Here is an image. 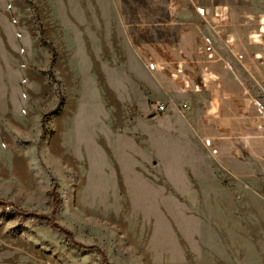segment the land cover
<instances>
[{
    "label": "rangeland",
    "instance_id": "1",
    "mask_svg": "<svg viewBox=\"0 0 264 264\" xmlns=\"http://www.w3.org/2000/svg\"><path fill=\"white\" fill-rule=\"evenodd\" d=\"M0 199V264H264V0H0Z\"/></svg>",
    "mask_w": 264,
    "mask_h": 264
},
{
    "label": "trees",
    "instance_id": "2",
    "mask_svg": "<svg viewBox=\"0 0 264 264\" xmlns=\"http://www.w3.org/2000/svg\"><path fill=\"white\" fill-rule=\"evenodd\" d=\"M49 194H50V196H51V201H52V202H54V201H56V200L58 199V194H57V192H56L54 189L50 190ZM0 204H1V205H4V206L9 205L7 202H5V201H3V200H1V199H0ZM18 211H19V213H20L21 215H23V216H24V215H37L35 212H25V211H23V210H21V209H18ZM52 224H53V226L56 227L58 230H60L61 232L65 233V234L68 236V238H69V239H70L75 245H81V246H83L81 243H79L78 241H76V240L74 239L73 234H72V232H71L70 230H68V229H66L65 227L59 225V224L56 223L54 220H52ZM106 262H107V261H106Z\"/></svg>",
    "mask_w": 264,
    "mask_h": 264
},
{
    "label": "crops",
    "instance_id": "3",
    "mask_svg": "<svg viewBox=\"0 0 264 264\" xmlns=\"http://www.w3.org/2000/svg\"><path fill=\"white\" fill-rule=\"evenodd\" d=\"M225 96H226L227 98H230V90L227 91V93L225 94Z\"/></svg>",
    "mask_w": 264,
    "mask_h": 264
},
{
    "label": "built area",
    "instance_id": "4",
    "mask_svg": "<svg viewBox=\"0 0 264 264\" xmlns=\"http://www.w3.org/2000/svg\"><path fill=\"white\" fill-rule=\"evenodd\" d=\"M160 107V111H164L165 110V106L162 105V106H159Z\"/></svg>",
    "mask_w": 264,
    "mask_h": 264
}]
</instances>
